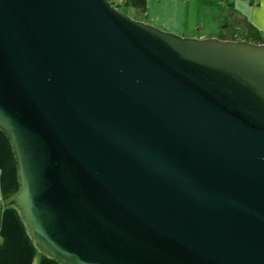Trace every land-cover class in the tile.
Returning a JSON list of instances; mask_svg holds the SVG:
<instances>
[{
    "label": "water",
    "instance_id": "water-1",
    "mask_svg": "<svg viewBox=\"0 0 264 264\" xmlns=\"http://www.w3.org/2000/svg\"><path fill=\"white\" fill-rule=\"evenodd\" d=\"M0 131L46 258L264 264V44L0 0Z\"/></svg>",
    "mask_w": 264,
    "mask_h": 264
},
{
    "label": "crops",
    "instance_id": "crops-1",
    "mask_svg": "<svg viewBox=\"0 0 264 264\" xmlns=\"http://www.w3.org/2000/svg\"><path fill=\"white\" fill-rule=\"evenodd\" d=\"M125 1L128 7L124 14H132L139 22L144 21L175 34L198 32L204 26L202 20L209 22L202 10L210 2L207 10H211L209 14L213 13V22H220L223 18L232 21L233 31H222L226 33L224 40L234 38L246 43L264 44V0ZM219 10L223 12L218 15ZM226 26L219 28L224 30ZM18 187L15 158L8 139L0 131V264H58L34 248L17 210L8 205Z\"/></svg>",
    "mask_w": 264,
    "mask_h": 264
},
{
    "label": "rangeland",
    "instance_id": "rangeland-1",
    "mask_svg": "<svg viewBox=\"0 0 264 264\" xmlns=\"http://www.w3.org/2000/svg\"><path fill=\"white\" fill-rule=\"evenodd\" d=\"M201 5H204V4L202 3ZM208 6L209 7L211 6L210 2H209V5H206L205 8H203L202 11H205L206 12L205 13L206 14V19L209 20V22H204L202 20L204 26H202L201 29L198 32H196V30H195V31H191L189 34H175V33H173V34L180 35V36H182L184 38H188V39H190V38H194V39H207V38L208 39H213V38H216L218 40L225 41L224 38H225V34L226 33L225 32L223 33L222 31H228V33L231 30L233 31L234 28L231 27L232 26V21H229V20H226L225 18H223V19L220 20V22L218 20H216L215 22H213V13H212V15L209 14V13H211V10L210 9L207 10ZM215 9L217 10V8H215ZM219 12L221 13L223 11H220L219 10L218 11V15H219ZM129 17H131L135 21H138V20H136V17L133 16L132 14H130ZM190 19L193 21V18H190ZM150 25H152V24H150ZM221 25H227L226 26L227 28L224 27V30L223 29H220L219 26H221ZM159 29H161L164 32L167 31V30H164L163 28H159ZM167 32H170V31H167ZM215 32L217 34L215 36H213V38H209V36L215 34ZM237 40H239V39H234V38L231 39V41H234V42H236Z\"/></svg>",
    "mask_w": 264,
    "mask_h": 264
},
{
    "label": "trees",
    "instance_id": "trees-1",
    "mask_svg": "<svg viewBox=\"0 0 264 264\" xmlns=\"http://www.w3.org/2000/svg\"><path fill=\"white\" fill-rule=\"evenodd\" d=\"M108 2L117 10L123 13L124 9L128 7V4L125 0L109 1ZM13 154V153H12Z\"/></svg>",
    "mask_w": 264,
    "mask_h": 264
}]
</instances>
